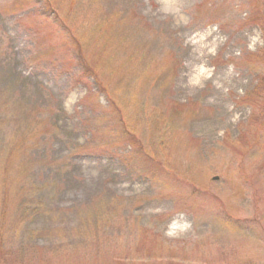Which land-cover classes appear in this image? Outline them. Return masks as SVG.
<instances>
[{
  "label": "rangeland",
  "instance_id": "rangeland-1",
  "mask_svg": "<svg viewBox=\"0 0 264 264\" xmlns=\"http://www.w3.org/2000/svg\"><path fill=\"white\" fill-rule=\"evenodd\" d=\"M0 264H264V0H0Z\"/></svg>",
  "mask_w": 264,
  "mask_h": 264
},
{
  "label": "bare ground",
  "instance_id": "bare-ground-1",
  "mask_svg": "<svg viewBox=\"0 0 264 264\" xmlns=\"http://www.w3.org/2000/svg\"><path fill=\"white\" fill-rule=\"evenodd\" d=\"M189 50H190V53L194 56H196L198 59L201 58V56L203 55V52L205 51V47H203L200 43H196L195 45H192L190 42L187 43L186 45ZM214 91L215 92H218L219 91V88L218 86L216 85L215 88H214Z\"/></svg>",
  "mask_w": 264,
  "mask_h": 264
}]
</instances>
